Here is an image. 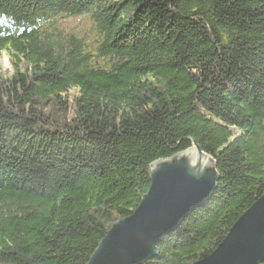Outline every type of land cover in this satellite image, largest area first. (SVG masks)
Wrapping results in <instances>:
<instances>
[{
	"label": "trees",
	"instance_id": "trees-1",
	"mask_svg": "<svg viewBox=\"0 0 264 264\" xmlns=\"http://www.w3.org/2000/svg\"><path fill=\"white\" fill-rule=\"evenodd\" d=\"M4 52L0 264H86L195 144L217 187L142 264L205 257L263 195L264 0H0Z\"/></svg>",
	"mask_w": 264,
	"mask_h": 264
},
{
	"label": "water",
	"instance_id": "water-1",
	"mask_svg": "<svg viewBox=\"0 0 264 264\" xmlns=\"http://www.w3.org/2000/svg\"><path fill=\"white\" fill-rule=\"evenodd\" d=\"M150 186L138 207L118 219L86 264H142L158 253V245L197 207L210 199L219 173L212 156L199 145L149 168ZM264 263V193L205 257L189 264Z\"/></svg>",
	"mask_w": 264,
	"mask_h": 264
},
{
	"label": "rangeland",
	"instance_id": "rangeland-1",
	"mask_svg": "<svg viewBox=\"0 0 264 264\" xmlns=\"http://www.w3.org/2000/svg\"><path fill=\"white\" fill-rule=\"evenodd\" d=\"M64 27L69 30H76L78 32L88 28V24L82 18H69L64 21ZM0 66L9 75L13 72V67L10 61L9 54L4 52L0 58ZM71 93H75L73 90Z\"/></svg>",
	"mask_w": 264,
	"mask_h": 264
}]
</instances>
